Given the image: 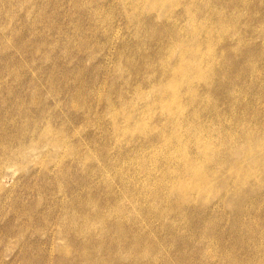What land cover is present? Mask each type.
I'll use <instances>...</instances> for the list:
<instances>
[{
    "label": "rangeland",
    "instance_id": "rangeland-1",
    "mask_svg": "<svg viewBox=\"0 0 264 264\" xmlns=\"http://www.w3.org/2000/svg\"><path fill=\"white\" fill-rule=\"evenodd\" d=\"M118 1L0 0V264H264V151L258 153V176L254 173L255 177L243 180L245 183L230 172L234 163L241 161L243 151H228L229 165L224 164L219 171L213 191L205 193V199L202 195V199H193L195 202L185 200L175 209L174 193L167 197V187L161 186L168 182L167 177H172L166 173L168 166L157 167L146 159L143 161L147 169L152 170L149 176L137 171L134 177L139 182L147 181L151 175L158 177L156 185L153 181L149 185L153 192L150 198L119 196L128 182L122 184L112 178L110 165H115L113 158L118 153L106 148L104 154L97 151L101 142L108 144L112 140L111 134L105 136L104 122L100 123L101 117H106L102 96L109 91L110 98L117 102L120 95L130 90L128 83L140 78L125 69L133 46L142 44L141 50L149 52L157 45L142 43L139 21L128 19L129 9ZM198 4L197 16L206 14L207 26L214 28L211 85L219 82L226 88L220 95H209V102L197 98L186 112L199 102L201 113L197 119L208 125L211 136L229 131L237 135L235 143L243 144L244 131L256 130L264 147V0H198ZM201 21H196V25L204 23ZM118 51L120 59L116 58ZM134 59L137 64L141 61L137 54ZM118 66L122 67L119 73L115 72ZM140 84L149 91V84ZM196 86L200 94L204 93L200 82ZM51 138H59L56 140L62 142L60 147L50 145ZM30 144L33 148L18 153L20 146ZM129 145L134 147L137 142ZM6 153L15 159L7 158ZM141 154L146 158L149 150L141 148ZM234 181L239 185H234ZM240 183L245 185L240 187ZM107 196L111 201L106 200ZM113 202L124 205V217L130 218L115 215L110 209ZM142 210L146 216L141 215ZM83 213L94 223L85 235L79 234L74 224L80 223ZM99 213H105L104 224L115 218L120 220L119 229L125 230L123 241L117 237V226L112 229V238L110 228L102 236L97 234L103 226L102 222L96 223L100 222ZM89 239L94 240V245L89 248L90 257L85 255L83 262L76 255L79 256L83 243L89 244ZM102 239L103 248L97 252V240ZM63 245H67L66 249Z\"/></svg>",
    "mask_w": 264,
    "mask_h": 264
},
{
    "label": "bare ground",
    "instance_id": "bare-ground-1",
    "mask_svg": "<svg viewBox=\"0 0 264 264\" xmlns=\"http://www.w3.org/2000/svg\"><path fill=\"white\" fill-rule=\"evenodd\" d=\"M119 1H121L122 6L129 9L128 19H130V18L135 19L136 18V20L139 21L140 28L138 29V31L140 32V34H142V39H143L142 43L145 45V42H151L152 44L157 45V47L155 49H153L149 52H146L145 50L142 51L141 50L142 44H139V43L137 45L133 46V48L131 47L132 48L131 53L127 54V56L130 55V56H128L129 60H127V67L126 68L123 67V68H125L126 71L129 74H131V76L132 75L139 76L140 80L139 79H138V81L135 80V83H134V80L129 82L128 85L130 87V90H127V92L125 94L120 95L119 99L116 98L118 100L117 102L113 101L110 98V96H109L110 92L109 91H106V92L104 91L105 92L104 96H102L105 99V105L104 106H105L106 117L105 118L101 117L100 123H103V122L106 123L105 125L103 123V126H104L103 128L105 129V136L107 137L108 135L111 134L110 139H112V140H110V143H108V144L104 143V141L102 140L103 142L100 143L101 148L97 149V151H99V155H100V153L104 154L106 152V150H105V148H106V149H108V151H109V149H112L113 151L118 153V156L113 158L115 165H110L111 169H113L112 178L122 182V184L124 182H126V180L128 182V184H126V186H124V185L122 186V191L119 193V196H121L123 198H132L133 199V198L139 197L141 195V197H143L144 199H145V197L147 199L150 198V195L153 192H151L152 190L150 191L151 187L149 185H151L152 183L154 185H156L158 177H156L155 175H154L155 177H153L151 175V177L148 178L147 181L141 180L140 182L138 180H135L136 177H134L135 173L137 171L138 172H144V173H146L145 175H148V176H149L150 172L152 171L149 169V167L147 169V165L143 161L144 159L149 160L150 162L154 163L157 167L159 165L161 166L162 164L168 166L166 169V171H167L166 173L168 175H171L172 177H171V179H169L170 177H167L166 179H168V182L166 184L163 183V185H161V186L167 187V189L164 192V195H166L167 197L170 194L174 193L173 194L174 199L172 200V203H173L172 205H173L174 209L179 204L181 205V202H183L185 200H188V199L193 200L194 199L196 201V199L199 196H202V195L204 196L205 193L209 194L210 190L213 191V189L215 188L214 187L215 182H217L216 180H217V177L219 175V171L223 168L224 164L227 165L226 154L228 151H233V152H240V151L242 152L243 151V153H244L241 156L242 157L241 161H239V162L235 161L236 163H234L233 167L231 168V170L233 169V171H230V172H234V175H236V177L239 178L240 182H244L243 180L245 178L254 175V173L256 171L255 166H256L257 161H258L257 158L259 156L258 153L260 154L262 151H264V147H262V141L259 138V134H258L259 132H256V130H248L247 129V131H244L246 139L243 141V144H237L234 142V137H236L237 135L234 136L233 132L222 131L220 133V135H218V132H217V134L215 136H211L210 132H208V130H207L208 125L204 122H200V120L198 121V119H197L199 116V113H201V108L199 107V102H197L198 105L192 111L186 112V108H188V106L190 104H193V102L197 98H199L200 101L202 99H204L206 101L207 100L206 98L209 95H211L212 93L220 95V94H222L221 92H223V90L225 91V88H226V86L224 84H219V82L215 83L214 84L215 86L211 85V79L210 78H211V75H212V73L214 71V67H215V66H213V59H214L213 58V56H214L213 39L214 38L212 36V33L214 32V30H213L214 28L207 26L206 19L208 17L206 16V14H203L201 12L199 14V16H197V13H198L197 11H198V6H199L198 0H119ZM119 4H120V2H119ZM203 5H204V3H203ZM206 5L207 4H205V6ZM207 9H208V7H207ZM213 9H214V7H213ZM97 11H99V10L97 9ZM103 14H104V12H103ZM103 14H102V16H103ZM223 16H224V14H223ZM231 16H229V18ZM235 17H236V15H235ZM100 18H101V16H100ZM107 18H108V16H107ZM227 18H228V16H227ZM199 19H200V21L203 19L201 22H204V23H200L197 26L196 21H198ZM219 20H220V18H219ZM212 22H214V21H212ZM97 23H99V22H97ZM216 23H218V20H216ZM236 24H237V22H236ZM227 25H228V23H227ZM2 29H5V28H2ZM227 31H228V28H227ZM233 32H232V35L234 36L235 34H233ZM137 35H139V34H137ZM236 35L238 36L237 33H236ZM109 36H111V35L109 34ZM237 36L235 38H237ZM230 37H231V34H230ZM106 38H108V37H106ZM240 38H242V37H240ZM216 40H217V38H216ZM250 41H252V40H250ZM71 42H74V41H71ZM125 47H126V45H125ZM122 48H124V46ZM87 49H89V48H87ZM88 51H91V50H88ZM119 52L120 51H118L116 58L120 57L121 53H119ZM136 54L141 59L139 64H137L138 62L135 61V59H134V56ZM30 64H32V63H30ZM115 65H116V63H115ZM117 65H118V63H117ZM116 68L117 69L115 72L119 73V71H121L122 67L118 66ZM249 70L251 71V68ZM112 73H114V72H112ZM119 75H117V78ZM125 78H127V77H125ZM221 78H222V76H221ZM142 81H144L145 84H149V85H147L149 88V91L145 90L143 86H140L141 85L140 83ZM199 82L202 85L201 90L204 92L201 94H200V89L199 90L196 89V87H197L196 84ZM110 85H111V83H110ZM110 85H108V86L110 87ZM125 85H127V83ZM119 87H120V85H119ZM122 89H123V91H126L125 86ZM122 89H121V91H122ZM121 91L119 90V92H121ZM95 92H97V91H95ZM228 92L230 93L232 91L230 90ZM117 94H119V93L117 92ZM254 102H255V100H254ZM201 103H203V101ZM212 106L213 105L210 104V107H212ZM80 108H82V107L80 106ZM79 110H81V109H79ZM212 110H213V108H212ZM229 111H228V113H231V111L230 112ZM261 112L263 113V111H261ZM222 113H224V112L222 111ZM231 115L233 116L234 114H231ZM263 115H264V113H263ZM41 118H43V117L41 116ZM210 118H212V117H210ZM222 118H226V117H222ZM222 118H219V120H221ZM204 119H203V121H204ZM41 120H43V119H41ZM239 121H240V118H239ZM260 122H262V121H260ZM90 123H91V121H90ZM92 124H93V122H92ZM48 126H49V124H48ZM91 126H94V125H91ZM77 129H80V128L77 127ZM229 130H230V128H229ZM50 132H51V129H50ZM76 132H79V131H76ZM30 133H31V131H30ZM32 134H33V132H32ZM56 135H58V134H56ZM22 137H21V139H22ZM31 137H30V139H31ZM34 137H36V136H34ZM45 137H47V136H45ZM137 138H138V140H137ZM33 139H35V138H33ZM56 139H59V138H56ZM56 139L52 140V138H51L50 140L49 139L48 140L50 142V145H52L53 147H57V146L60 147L62 142L61 141L59 142ZM27 140H28V138H27ZM31 141H32V139H31ZM41 141H42V139H41ZM132 141L137 142V145H135L134 147H130L129 144L132 143ZM66 144H68V143H66ZM263 146H264V144H263ZM27 147L33 148V145L30 144V145H27L26 147L20 146L18 153L21 154L22 152H24V150ZM36 147H35V149H36ZM76 147H75V149L77 150ZM141 148H146L147 150H149V154H147L146 158H144V156H141L142 155L141 154ZM91 149H92V147H91ZM65 150H64V152H65ZM139 151H140V153H139ZM0 154L3 155V153H0ZM5 156L9 159H15V157L11 154L6 153ZM5 156H3V157L5 158ZM82 156H84V155H82ZM262 157H263V155H262ZM263 161H264V159L262 160V162ZM21 162H23V161H21ZM47 162L48 161H46V164H47ZM79 163H81V162L79 161ZM76 165H77V163H76ZM77 166H79V165H77ZM82 166H83V164H82ZM225 169H227V168H225ZM98 170H99V168H98ZM107 170H108V168H107ZM107 170L104 169V171H107ZM104 171H103V173H104ZM223 171H224V169H223ZM166 173L164 171V174H166ZM230 174H228V175L230 176ZM100 175H101V172H100ZM255 175H257V174L255 173ZM255 175H254V177H255ZM225 178L226 177H224L223 180ZM252 181H254V180H252ZM57 182H60V180L59 181L57 180ZM231 182L233 183L232 180H231ZM222 183H223V181H222ZM234 183H235V181H234ZM56 184H59V183H56ZM119 184H121V183H119ZM137 185H138V188H136ZM221 185H222V187L224 186L223 184H221ZM234 185H239V184L235 183ZM240 185H241V183H240ZM134 186H135V188H134ZM243 186L241 185L240 187H243ZM89 188H90V186L88 187V189ZM231 188L232 187H230V190H231ZM238 188H239V186H238ZM118 190L120 191V189H118ZM212 191H211V193H212ZM237 192H238V189H237ZM111 193H113V192H111ZM111 193L110 194L108 193V194L110 197L113 198L114 196ZM104 194H106V192ZM227 194H228V192H227ZM230 194H232V193H230ZM223 196H224V194H223ZM225 196H227L226 193H225ZM233 196H234V194H233ZM118 197H117V199H118ZM141 197H140V199H141ZM169 198L171 199V197H169ZM199 198H201V197H199ZM203 198L205 199V196ZM109 199L110 198L107 196L106 200H109ZM194 200H193V202H195ZM206 200H204V201H206ZM110 201H111V199H110ZM135 201H136V199H135ZM115 202H117V200ZM122 202H124V201L122 200ZM198 202H196V203H198ZM152 203H154V202H152ZM190 203H192V202H190ZM36 204L37 203L35 202V205ZM84 205H85V203H84ZM118 205H120V206H118ZM92 206H93V203H92ZM111 206L112 207H110V209H111V211L114 212L115 215L120 214L119 216L122 215V217H124V215L126 214V210H127L123 207L124 205L122 206L121 203L120 204L114 203ZM134 206L136 208V204ZM141 206H140V208H141ZM90 207H91V204H90ZM131 207L133 208V206H131ZM34 208H35V206H34ZM127 208H130V207H127ZM71 209H73V208H71ZM66 210H67V208H66ZM132 210L135 211V209H132ZM171 210H172V207H171ZM129 211H131V209ZM129 211H127V212H128V214L130 213V215H131V212H129ZM96 212H98V211H96ZM136 213H138V212H136ZM142 213H143V210H142ZM176 214H177V211H176ZM67 215H68V213H67ZM98 215L100 216V217L98 216L100 222H96V223H101L103 218H104L105 213H104V215L103 214L101 215V213H99ZM141 215L143 216L144 213ZM65 216H63V217H65ZM144 216H146V215H144ZM79 217H81V216L79 215ZM124 218H130V217H127V215H126V217H124ZM117 219L115 218V220L109 224H104L102 222L103 226L101 228H99V231H97V234L98 235L100 234L99 236H102V234L105 233L108 228H110L111 235H109V236H111V238H112V229H114L115 226H117L118 228L116 227V230L118 232H120L119 234L117 233V237L120 239V241H123V236H125V233H124L125 230L123 231L122 229L121 230L119 229L122 227H121V225H119L120 220H117ZM80 220H81V221H79L80 223H78V222L75 223V221H74L75 227H78L77 228L78 230L76 229V231H78L79 234L81 233V234L85 235V233H87L89 230H91V228H93L94 223L91 224L92 222L89 221L90 219L88 220V217L84 218V213H83V216L80 218ZM133 221H132V223H135L136 220H133ZM137 221H139V220H137ZM139 225H140V223H139ZM141 226H142V223H141ZM141 226H139V227L141 228ZM73 227H74V225H73ZM127 228H129V227H127ZM144 228H146V226ZM94 229H95V227H94ZM94 232H95V230H94ZM107 233H108V231H107ZM139 233H140V231H139ZM76 235H77V233H76ZM131 235H133V233ZM82 238H83V236H82ZM113 238H114V236H113ZM82 240L83 239H81V241ZM99 240H101V239H99ZM99 240H97L98 241L97 242V252L98 251L101 252V247L103 248L104 239H102L101 242ZM124 240H126L125 237H124ZM89 241H90L89 244H87V242H88L87 241V242L83 243V245L80 246L79 256L76 255L77 259H80L83 262H85V255L87 258L90 257L89 248L94 245V240L91 241L89 239ZM113 241H115V239H113ZM122 243H124V242H122ZM133 243H131V244H133ZM84 244H85V246H84ZM129 244H127V245H129ZM142 244H143V242H142ZM66 246L67 245L64 246L65 249H66ZM119 246H121L120 243H119ZM116 247H117V249H119L117 245H116ZM126 248L127 247H125V249ZM128 248H130V247H128ZM114 249H115V247H114ZM67 250H68V247H67ZM63 251H65V250H63ZM119 251H120V249H119ZM119 251H118V253H119ZM145 251H146V249H145ZM147 255H148V251H147ZM116 257H118V256H116ZM91 258H92V256H91ZM110 262H111V260H110ZM74 264H76V262H74ZM91 264H94V262H91ZM98 264H100V263H98Z\"/></svg>",
    "mask_w": 264,
    "mask_h": 264
}]
</instances>
